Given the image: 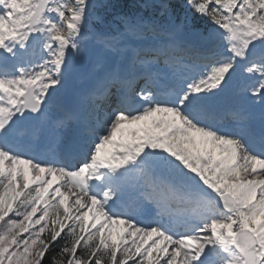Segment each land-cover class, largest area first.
Returning a JSON list of instances; mask_svg holds the SVG:
<instances>
[{"label":"snow or ice","instance_id":"obj_1","mask_svg":"<svg viewBox=\"0 0 264 264\" xmlns=\"http://www.w3.org/2000/svg\"><path fill=\"white\" fill-rule=\"evenodd\" d=\"M0 264H264V0H0Z\"/></svg>","mask_w":264,"mask_h":264}]
</instances>
